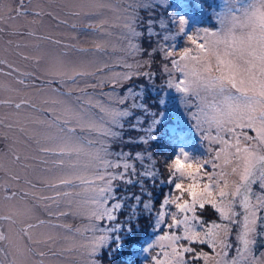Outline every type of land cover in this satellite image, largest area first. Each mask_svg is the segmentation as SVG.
<instances>
[{"label":"snow or ice","instance_id":"snow-or-ice-1","mask_svg":"<svg viewBox=\"0 0 264 264\" xmlns=\"http://www.w3.org/2000/svg\"><path fill=\"white\" fill-rule=\"evenodd\" d=\"M205 5L67 0L61 19L0 0L17 38L0 49V264L66 252L124 264L126 251L143 264H264V0ZM46 15L90 38L43 34Z\"/></svg>","mask_w":264,"mask_h":264},{"label":"rangeland","instance_id":"rangeland-1","mask_svg":"<svg viewBox=\"0 0 264 264\" xmlns=\"http://www.w3.org/2000/svg\"><path fill=\"white\" fill-rule=\"evenodd\" d=\"M67 2V0H32L31 4H28V0H25V5L29 8H37V7H43L46 11H52L53 15H59L61 19L65 18L63 16V12H62V8L63 5ZM118 2V0H117ZM162 2H167V0H162ZM241 2H243V0H241ZM4 3L10 4L12 7H15L16 4L18 3V0H4ZM225 3V0H207V5H205V8L208 9V5H211L212 9H215L216 11H220L223 4ZM162 11V9H157V12ZM208 12H211V9H208ZM5 13H6V9H5ZM199 15V14H198ZM202 19V26H218L216 25V22L214 19H209L208 15H203L200 17ZM34 19V17H32L31 15H29L26 18H20L15 22H10V23H14L16 25H24L27 21ZM72 21H70L71 23ZM3 26L5 28V31L3 33H0V49L7 47L6 42L9 39L15 40L17 39L14 36H11L9 34V29L7 24L5 25H0ZM41 31L43 34H47V35H52L53 38L55 39H63L65 43H73L74 41L71 39V37L73 35H80L81 40L85 39V38H90V37H86L85 34L80 33L79 31H73L70 27L65 26V25H57V21L55 19H53V17L50 16H44L43 17V25L41 27ZM113 31V36L111 37L113 43H119V32L120 29L118 28H114L112 29ZM177 43L180 44V46H184V39L181 38L178 41H176ZM10 59H17L14 57H10ZM17 63L19 64H23V61H19L17 59ZM161 63V59L159 56H157L155 58V65L153 67V71L157 72V75L159 76L160 73L158 72V66ZM0 79L7 81L8 78L7 77H0ZM162 84V81L160 79H157L155 81V85L156 88L158 89ZM152 94L153 96L155 95V89H152ZM172 94L173 95H177L175 93L174 90H172ZM172 103H175V101H172ZM7 111L6 109H0V113H3ZM176 112L173 111L172 112V119L173 122L176 120ZM6 131V130H5ZM127 135H138V133H127ZM8 144L9 141L4 139L3 136H0V153H6L8 151ZM195 150L198 153H202L203 152V148L202 146L199 144V142H196L195 144ZM147 163V162H146ZM0 175H2V173H0ZM133 191H135L136 189H131ZM166 191V188H157L154 191V195L157 196L158 198L163 194V192ZM209 215H211V212L208 213ZM42 219H47L46 216L41 215ZM64 223H68L73 225V227H78L81 226L83 224H87V220L83 219L81 217H73V216H68L67 218L64 219L63 221ZM147 228V234L144 235L142 237L143 240L147 241L152 239V235L151 233L153 232V229L151 227L146 226ZM262 231H264V229H261ZM64 245H60V247H63ZM207 250V249H205ZM264 250V242H258L257 244V254H259L260 251ZM136 260L138 261V264H143L144 258L143 257H137V256H129L127 251L125 252L124 255L120 256V261L124 262V264H127V262L130 260ZM80 261V257L77 256L75 253H65L63 256H58L56 257L51 264H79Z\"/></svg>","mask_w":264,"mask_h":264}]
</instances>
